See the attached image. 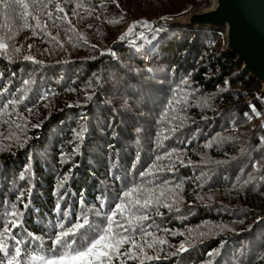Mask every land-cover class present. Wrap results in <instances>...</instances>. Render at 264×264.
I'll return each instance as SVG.
<instances>
[{
  "label": "trees",
  "instance_id": "obj_1",
  "mask_svg": "<svg viewBox=\"0 0 264 264\" xmlns=\"http://www.w3.org/2000/svg\"><path fill=\"white\" fill-rule=\"evenodd\" d=\"M27 2V18L21 9L0 11V37L9 44L0 50V106L20 101L0 109V220L15 203L23 212L17 238L42 237L27 250L51 247L58 224L82 211L99 223L101 203L108 212L128 188L167 179L181 185L182 200L145 222L148 243L166 242L145 248L160 258L144 264H264L260 84L232 61L222 31L150 25L209 0ZM149 168L154 174L141 177ZM182 243L188 251L178 252ZM122 262L140 264L126 257L112 264Z\"/></svg>",
  "mask_w": 264,
  "mask_h": 264
},
{
  "label": "snow or ice",
  "instance_id": "obj_2",
  "mask_svg": "<svg viewBox=\"0 0 264 264\" xmlns=\"http://www.w3.org/2000/svg\"><path fill=\"white\" fill-rule=\"evenodd\" d=\"M56 8L60 12L64 11L59 4L56 5ZM17 9L22 10V18H27L30 15L27 0H0V11L6 14H14ZM48 16L51 18L52 13L49 12ZM36 19L37 26H39V19ZM147 26V22H145V27ZM25 27H27V22H25ZM133 27L134 25L130 26L125 34L130 33ZM121 39H123V36H121ZM8 48L9 44L5 43L4 38L0 37V50L6 51ZM16 51H19V49H16ZM23 59L33 60L34 58L24 56ZM23 83L28 85L30 81L25 80ZM91 98V96L88 97V99ZM19 102V100L9 101L0 106V109ZM17 127L20 126L17 125ZM83 131L85 130L77 133L79 138H83ZM20 146L23 147L24 142H21ZM156 159L160 160L162 157ZM162 170L158 169V171ZM167 171H173V169L168 168ZM153 174L152 169L149 168L147 172H141L140 176L145 177ZM21 178L23 179V175H21ZM67 180L68 177L64 176L57 188H63ZM180 187L179 184L175 185V188L170 187L167 179L160 181L157 185H154L152 181H148L147 184L134 185L122 193V196L118 198V202L114 204L110 211L102 213L104 205L101 203L100 210L95 211L96 217H102L99 223L90 220L87 212L82 211L75 218V222L70 221L67 226L64 223L58 224V230H55L49 236L51 247H45L41 244L39 250L34 249L31 252L27 250V246L32 241H41L42 237L28 233V240L17 238L14 230L21 226L23 212L18 211L17 205L13 203L11 211L5 213L7 219L0 220L3 225L2 230H0V255L4 257V259H0V264H112L113 260L118 257L140 260V264H144V261L159 259L158 256L148 255L145 248L152 249L154 243L163 244L166 241L156 240L154 243H148L147 238L152 236V232L150 231L151 226H145V222L151 219V212L153 211L157 215H162L161 206L171 209L178 205L182 200V197L178 194ZM54 194L60 195L59 191ZM23 195L21 193L17 200H20ZM60 199H63V196H60ZM79 203H86L83 196H81ZM28 207L29 203L24 202L23 208L27 209ZM60 207V203L57 202L55 208L59 210ZM86 231H90L92 235L88 236L86 242L81 244L78 238L83 237ZM136 233H139L143 238V243L138 244L136 242L134 238ZM172 234L175 235L176 233ZM205 235L204 232L199 233L200 237ZM125 244L131 245V248L122 252L121 249ZM186 251H188V248L182 243L178 252ZM175 254L173 253V255Z\"/></svg>",
  "mask_w": 264,
  "mask_h": 264
},
{
  "label": "water",
  "instance_id": "obj_3",
  "mask_svg": "<svg viewBox=\"0 0 264 264\" xmlns=\"http://www.w3.org/2000/svg\"><path fill=\"white\" fill-rule=\"evenodd\" d=\"M206 8L190 9L167 25L209 27L223 32V48L241 71L260 84L264 96V0H209Z\"/></svg>",
  "mask_w": 264,
  "mask_h": 264
},
{
  "label": "rangeland",
  "instance_id": "obj_4",
  "mask_svg": "<svg viewBox=\"0 0 264 264\" xmlns=\"http://www.w3.org/2000/svg\"><path fill=\"white\" fill-rule=\"evenodd\" d=\"M209 4H210V1H209L208 5H206V6H202V7H198V8L187 7V8H186L187 11H186L184 14L178 16V17H182V16L186 15L190 9H201V8H206L207 6H209ZM163 22H164V21H161V20L156 19V20H154L153 22H151L150 25L153 26V27H155V28L162 29V25L165 24V22H164V23H163ZM127 25H128L127 22L124 23V24L120 27V31H119V32H120V33H123V32L125 31ZM139 26L143 28V27L145 26V22L142 21V22L139 24ZM153 56H154V55H153Z\"/></svg>",
  "mask_w": 264,
  "mask_h": 264
}]
</instances>
